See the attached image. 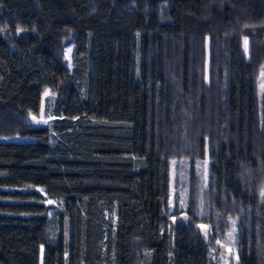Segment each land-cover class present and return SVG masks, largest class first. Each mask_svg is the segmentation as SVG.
<instances>
[{"label": "trees", "instance_id": "trees-1", "mask_svg": "<svg viewBox=\"0 0 264 264\" xmlns=\"http://www.w3.org/2000/svg\"><path fill=\"white\" fill-rule=\"evenodd\" d=\"M261 69L264 0H0V264H212L172 158L264 264Z\"/></svg>", "mask_w": 264, "mask_h": 264}, {"label": "rangeland", "instance_id": "rangeland-1", "mask_svg": "<svg viewBox=\"0 0 264 264\" xmlns=\"http://www.w3.org/2000/svg\"><path fill=\"white\" fill-rule=\"evenodd\" d=\"M70 45L63 48L64 58L69 68ZM259 90H264V69L259 72ZM48 93L45 95V93ZM49 96L48 91L42 94L39 112L30 119L40 124H46L52 119L50 107L45 106V98ZM35 117L36 119H33ZM175 161V163H173ZM184 158H172L168 162V203L170 210L177 209L178 215L182 216L186 211V204L192 202L194 215L199 220L197 225L201 235L208 241L210 239V262L212 264H236V230L237 218L226 217L216 212L210 201L207 191L209 185L207 159L196 160L193 166ZM264 179L258 191L260 204H264ZM48 200H46L47 202ZM184 216V215H183ZM183 218V217H182ZM205 225L204 228L201 225ZM135 249L137 247L135 246ZM41 255V252H40ZM41 264V262H39Z\"/></svg>", "mask_w": 264, "mask_h": 264}, {"label": "snow or ice", "instance_id": "snow-or-ice-1", "mask_svg": "<svg viewBox=\"0 0 264 264\" xmlns=\"http://www.w3.org/2000/svg\"><path fill=\"white\" fill-rule=\"evenodd\" d=\"M244 48H245V52H247L248 51V40L247 39L244 40ZM69 51H71V49H69ZM47 94L48 93L46 92L45 95H47ZM33 119H36V118L33 117ZM37 122L39 123V121H37ZM44 122L47 123V121H44ZM173 163H175V161H173ZM262 195H264V192H262ZM47 203L51 204L53 202L51 200H48ZM201 227L204 228L205 225L202 224Z\"/></svg>", "mask_w": 264, "mask_h": 264}]
</instances>
